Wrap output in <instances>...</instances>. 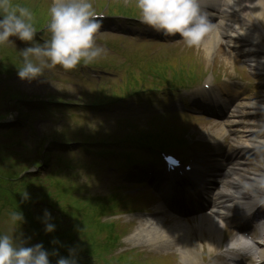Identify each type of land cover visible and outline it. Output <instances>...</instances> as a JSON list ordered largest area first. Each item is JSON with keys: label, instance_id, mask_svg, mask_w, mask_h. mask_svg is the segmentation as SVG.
<instances>
[{"label": "clouds", "instance_id": "clouds-1", "mask_svg": "<svg viewBox=\"0 0 264 264\" xmlns=\"http://www.w3.org/2000/svg\"><path fill=\"white\" fill-rule=\"evenodd\" d=\"M142 25L164 36L178 37L188 48H199L211 24L203 10V0H134ZM34 13L28 6L14 0H0V45L12 43L10 37L33 42L20 53L21 63L17 75L32 81L45 70L59 66L64 70L88 64L105 54L97 44L96 36L102 28L91 0H51L46 28L50 34L42 45L34 42L36 28ZM27 198V194H25ZM51 214L44 212L45 232L54 231ZM10 232L0 233V264H51L49 252L42 243L27 246L16 234L24 222L22 211L9 213ZM56 264H76L69 256H59Z\"/></svg>", "mask_w": 264, "mask_h": 264}, {"label": "bare ground", "instance_id": "bare-ground-1", "mask_svg": "<svg viewBox=\"0 0 264 264\" xmlns=\"http://www.w3.org/2000/svg\"><path fill=\"white\" fill-rule=\"evenodd\" d=\"M218 4H223L224 7H227V12L225 10L221 11L220 20L223 21L220 23L219 28H221V33L219 36H216L214 40L208 42L209 44L204 45V56L208 59L213 52L220 45V39L225 38V43L239 48L241 50L242 44L251 43L259 44L262 39L261 28L264 25V0H213ZM225 20V22H224ZM260 28V29H259ZM220 37V39H219ZM254 49V48H253ZM255 56H247L245 59L248 60V63L255 70L264 71V48L254 49ZM262 62L258 61V59ZM254 60V64H252ZM258 61V62H257ZM257 63H259L257 65ZM261 66V67H260ZM260 67V68H259ZM258 68V69H257ZM249 108L253 109V104L248 105ZM259 109V108H257ZM256 109V111H257ZM260 145V144H259ZM258 145V146H259ZM261 179H255L254 173L249 175L244 174L243 172H235L228 175L227 180L221 181L218 188H216L217 198L215 200L216 205L221 206L223 213H229L232 211L226 203L231 201L232 198H236L238 201L248 199V194L252 191L254 192L258 186L264 185V169H261ZM261 183V184H260ZM257 184V185H256ZM215 186V183H212V187ZM210 187V188H212ZM236 188L235 190H233ZM235 204V203H233ZM216 215V214H214ZM220 219H214V216L207 214L201 220L202 228L207 226L206 230L209 235L208 241V250L213 249L210 247L215 242H217L220 232L216 229H212L217 226V221ZM163 223L160 220L154 221H143L142 228L140 232L144 234L141 236V239H156L164 235V229L162 228ZM214 251V250H212ZM180 259L184 264H196V253L190 248L189 245L182 247L180 252Z\"/></svg>", "mask_w": 264, "mask_h": 264}, {"label": "rangeland", "instance_id": "rangeland-1", "mask_svg": "<svg viewBox=\"0 0 264 264\" xmlns=\"http://www.w3.org/2000/svg\"><path fill=\"white\" fill-rule=\"evenodd\" d=\"M37 2H39V0H33V1H30V5H34V4H36ZM45 6V5H44ZM32 8H34V6H32ZM35 9V8H34ZM46 8L44 9V8H41V13H44V14H42V15H40V16H43V17H48V13L46 12ZM37 12H39V11H37ZM38 16V15H37ZM218 54H221V53H218ZM223 56V55H222ZM21 91H23V92H27L28 94L29 93H32V92H35V89H34V87H31V88H29V87H27V88H25L24 90H23V87H22V90ZM37 94H40V93H38L37 92ZM11 120V119H10ZM4 165V164H3ZM6 165V164H5ZM6 171H8L10 174H13L14 172H12V169L9 167V166H6V167H4V172H6ZM12 172V173H11ZM88 182H89V180H88ZM175 260L173 259V258H165L164 259V262H163V264H172L173 262H174ZM158 264H160V262H158Z\"/></svg>", "mask_w": 264, "mask_h": 264}]
</instances>
